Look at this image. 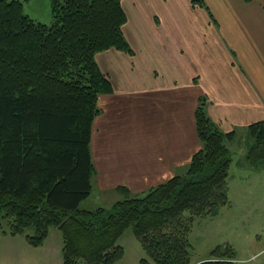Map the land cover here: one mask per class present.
<instances>
[{
  "label": "trees",
  "instance_id": "trees-1",
  "mask_svg": "<svg viewBox=\"0 0 264 264\" xmlns=\"http://www.w3.org/2000/svg\"><path fill=\"white\" fill-rule=\"evenodd\" d=\"M27 1L0 0V237L24 235L38 247L57 228L63 264H114L131 227L147 255L141 264H237L229 245L192 263L195 221L229 204L233 159L226 142L236 135L211 120L205 97L195 113L202 147L184 175L144 196L123 193L109 208H80L92 191L98 97L112 91L96 55L112 48L132 53L124 34L128 17L123 0H50L54 20L44 24L24 13ZM248 130L247 166L260 171L264 121Z\"/></svg>",
  "mask_w": 264,
  "mask_h": 264
},
{
  "label": "crops",
  "instance_id": "crops-1",
  "mask_svg": "<svg viewBox=\"0 0 264 264\" xmlns=\"http://www.w3.org/2000/svg\"><path fill=\"white\" fill-rule=\"evenodd\" d=\"M203 5L123 0L128 16L124 34L132 53L112 48L96 55L112 91L97 101L92 178L101 192L114 194L111 205L123 193L147 192L188 171L202 147L195 113L203 97L208 116L220 130L236 132L226 142L232 159L239 134L245 135L247 156L253 144L248 126L264 121V0H203ZM190 30L213 47L201 51L190 46V58L197 64L185 59L180 44ZM239 167L248 169L246 164ZM53 229L38 247L24 235H2L0 264H42L58 255L63 237Z\"/></svg>",
  "mask_w": 264,
  "mask_h": 264
},
{
  "label": "rangeland",
  "instance_id": "rangeland-1",
  "mask_svg": "<svg viewBox=\"0 0 264 264\" xmlns=\"http://www.w3.org/2000/svg\"><path fill=\"white\" fill-rule=\"evenodd\" d=\"M23 11L37 22L51 24L54 20L50 0H28L24 3ZM202 38L197 37L191 30L182 37L180 44L185 47V59L197 64L196 60L190 58L191 45L201 51L213 49L210 43L201 41ZM238 142L228 179L229 204L218 209L214 216L198 218L195 221L190 235L193 245L192 263L210 258L212 250L218 246L225 249L229 245L236 253L237 264H264V169L256 173L255 170H248V166L246 170L239 167L241 164L247 165L243 152L246 143L243 132L239 134ZM93 178V191L87 200L81 202L80 207L97 208L103 205L102 207L109 208L114 194L101 192ZM145 192L137 195L144 196ZM3 226V229L10 231L6 220H3ZM53 231L59 232L57 229ZM18 238L22 239V236ZM120 244L125 249L124 255L114 264H141V260L147 256L131 227L120 239ZM62 247V243L59 244V254L54 253L44 258L42 264H63Z\"/></svg>",
  "mask_w": 264,
  "mask_h": 264
}]
</instances>
